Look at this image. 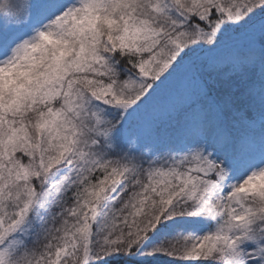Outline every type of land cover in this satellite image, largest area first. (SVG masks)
I'll list each match as a JSON object with an SVG mask.
<instances>
[{
	"label": "snow or ice",
	"instance_id": "1",
	"mask_svg": "<svg viewBox=\"0 0 264 264\" xmlns=\"http://www.w3.org/2000/svg\"><path fill=\"white\" fill-rule=\"evenodd\" d=\"M0 264H264V0H0Z\"/></svg>",
	"mask_w": 264,
	"mask_h": 264
}]
</instances>
